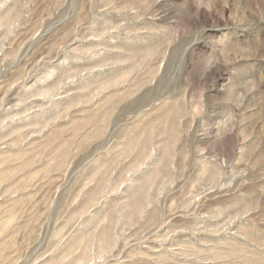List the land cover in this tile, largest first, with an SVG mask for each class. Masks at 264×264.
Listing matches in <instances>:
<instances>
[{
	"label": "rangeland",
	"instance_id": "1",
	"mask_svg": "<svg viewBox=\"0 0 264 264\" xmlns=\"http://www.w3.org/2000/svg\"><path fill=\"white\" fill-rule=\"evenodd\" d=\"M0 264H264V0H0Z\"/></svg>",
	"mask_w": 264,
	"mask_h": 264
}]
</instances>
